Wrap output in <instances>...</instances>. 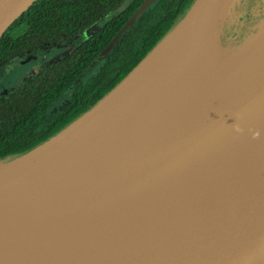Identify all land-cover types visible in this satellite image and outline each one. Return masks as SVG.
<instances>
[{
  "label": "water",
  "instance_id": "water-1",
  "mask_svg": "<svg viewBox=\"0 0 264 264\" xmlns=\"http://www.w3.org/2000/svg\"><path fill=\"white\" fill-rule=\"evenodd\" d=\"M35 1L0 0V37ZM132 1L122 0L90 32ZM237 1L194 0L93 106L31 150L0 161V264H101V256L92 252L97 245L86 244L81 252L83 234L47 231L40 222L51 221L54 213L128 202L264 128V69L245 66L264 44V22L238 65L213 76L222 47H229L221 42L222 30ZM173 36L177 42L170 45ZM212 44L219 48L213 60ZM133 154L139 157L130 161ZM98 161L108 163L92 172ZM11 199L17 201L10 204ZM163 220L167 232H154L137 246L102 243L99 248L111 254L106 264H264V151L250 165L237 168L222 190L201 205L174 217L164 214ZM80 226L85 227L83 221ZM62 239L68 245L59 247Z\"/></svg>",
  "mask_w": 264,
  "mask_h": 264
},
{
  "label": "trees",
  "instance_id": "trees-1",
  "mask_svg": "<svg viewBox=\"0 0 264 264\" xmlns=\"http://www.w3.org/2000/svg\"><path fill=\"white\" fill-rule=\"evenodd\" d=\"M120 1L36 0L0 37V69L9 63L11 57L25 50L51 48L66 41L96 23ZM193 1L162 0L156 8L158 15L145 18L139 34L130 31L122 38L120 35L121 39L118 38L107 52L108 61L102 72L77 88L71 100L50 115L45 116V112L89 70L91 63L100 59L98 56L127 23L141 0H136L93 31L68 55L0 98V161L31 150L68 125L73 117L93 106L141 61L181 19ZM230 41L238 42L237 39L221 38L223 45Z\"/></svg>",
  "mask_w": 264,
  "mask_h": 264
},
{
  "label": "bare ground",
  "instance_id": "bare-ground-1",
  "mask_svg": "<svg viewBox=\"0 0 264 264\" xmlns=\"http://www.w3.org/2000/svg\"><path fill=\"white\" fill-rule=\"evenodd\" d=\"M260 34H264V27L260 31ZM175 42H177L176 36L169 39L170 45ZM218 51V46L212 44L210 46V53L212 52L210 57L214 58L218 54ZM257 53L258 55L251 58L245 65H248L252 71L264 69V44ZM256 57L258 58L252 60ZM210 59L208 62H211ZM145 66L143 65L141 68ZM224 102L225 99L221 105ZM147 107L148 104L143 105L142 112ZM157 117H160V113L157 114ZM262 151H264V128L238 144L227 148L213 159L198 165L184 174L171 178L166 183L143 195L131 198L128 202L65 215L54 213L56 217H50L51 221H41L39 226L44 230L56 231L57 233L71 231L79 235L83 234L82 238L84 239L81 243L84 245V248L81 252L88 248L86 244L97 245L98 248H93L92 252H97L101 256L99 258L101 264H106L111 254L108 252L105 254V249L99 248L102 243L106 242V245L109 246V244L122 241L120 243H125L122 246H137L142 239L151 237L154 232H157V234L166 233L167 227L163 220L164 214L174 217L179 213H188L193 205H201L210 194H215L222 190L224 183L228 181L230 175L237 168L250 165ZM128 156H131L129 158L130 161L139 157L135 154ZM107 163L105 161L96 162L92 172L103 168ZM16 201L11 199L8 202L13 204ZM18 202L27 204L25 201ZM79 219L80 221L77 225H65L68 220L75 221ZM81 220L85 227L80 226ZM114 223L116 227H114ZM97 225L104 228L98 230ZM59 239L60 237L57 241ZM57 244H59V247L68 245L64 239ZM27 247H25L26 251ZM90 257L91 254L88 253L86 259ZM28 259L32 260L30 256H28Z\"/></svg>",
  "mask_w": 264,
  "mask_h": 264
},
{
  "label": "rangeland",
  "instance_id": "rangeland-1",
  "mask_svg": "<svg viewBox=\"0 0 264 264\" xmlns=\"http://www.w3.org/2000/svg\"><path fill=\"white\" fill-rule=\"evenodd\" d=\"M257 12L260 14V17L255 18L254 20L252 18H249V16L252 13L255 14ZM252 16L255 15L252 14ZM263 22H264V3L261 0H252V1L238 0L235 3L233 8L231 9V13L229 14L228 18H226V22L222 30V36L223 38H227V39H231L233 37L234 39H237L238 42L235 44L232 43L231 41L228 42L227 45L229 47L226 46L227 48L221 46L222 50L219 54L220 56L217 62L218 67L215 69L216 71L214 72L213 76L214 75L216 77L219 76L221 74L220 72L229 69L230 65L232 66L238 65V62L242 58H244V55L247 53V50H249V44L247 43L251 41V39L257 33ZM88 32L89 31H84L83 33L85 36H87L89 34ZM212 36L213 38H215L214 34ZM244 45H246V47H243ZM70 47H66V50L69 51ZM61 49L62 48H55L48 51L43 49H37L32 53L35 57L29 59L26 62H23L22 64L19 62L20 60L19 58L12 59L9 63L4 65L0 69V93L3 92L4 94L6 92H10L12 91L13 88L15 89L19 84L25 82L28 79L27 77H31L33 75H36L44 71L45 68H47L48 65L50 64V61L62 57L65 54V53L62 54L63 50ZM214 58H212L211 60H213ZM219 70L222 71L218 73L217 71ZM70 94L71 91H66L54 103L52 108H50L45 112V116L50 115L53 110L64 105L65 101H67ZM73 115L74 113L71 116ZM76 118L73 117V120ZM37 238H38V233H36L35 236V239Z\"/></svg>",
  "mask_w": 264,
  "mask_h": 264
},
{
  "label": "flooded vegetation",
  "instance_id": "flooded-vegetation-1",
  "mask_svg": "<svg viewBox=\"0 0 264 264\" xmlns=\"http://www.w3.org/2000/svg\"><path fill=\"white\" fill-rule=\"evenodd\" d=\"M122 1V0H121ZM120 1V2H121ZM136 0H133L123 11H125L127 8H129L134 2H135ZM146 0H141V2H140V4L135 8V10L132 12V14L130 15V17H129V19L135 14V12L139 9V7L145 2ZM252 1V0H251ZM263 3H264V0H261ZM160 2H162V0H151V1H149V3L146 5V7L142 10V12L134 19V21L131 23V25H130V27H129V30H124V32L121 34V38L123 37V36H125L127 33H129L130 31H132V33L133 34H139V32H141V29H142V26L145 24L144 22H145V18H148V19H151V17L152 16H155V15H158V11H157V6L158 5H160ZM115 8V7H114ZM113 8V9H114ZM112 9V10H113ZM111 10V11H112ZM122 11V12H123ZM110 12V11H109ZM108 12V13H109ZM122 12H120V13H122ZM107 13V14H108ZM119 13V14H120ZM106 14V15H107ZM118 14V15H119ZM252 14L253 15H255V16H252ZM250 16H249V18H252L253 20L255 19V18H258V17H260V14L257 12V13H252ZM105 15V16H106ZM117 15V16H118ZM104 17V16H103ZM102 17V18H103ZM116 17V16H115ZM158 17V16H157ZM114 18V17H113ZM112 18V19H113ZM101 19V18H100ZM99 19V20H100ZM111 19V20H112ZM129 19H128V21H129ZM98 20V21H99ZM110 20V21H111ZM97 21V22H98ZM127 21V22H128ZM96 22V23H97ZM109 22V21H108ZM178 22V21H177ZM176 22V23H177ZM96 23H94L93 25H91L90 27H88V28H86V29H84L83 31H80V32H78V33H76V34H74L73 36H71V37H69L66 41H62V42H59L58 44H56L54 47H51V48H48V46H46V47H44V48H39V47H36V48H31V49H28V50H25V51H23V52H21V53H19V54H17V55H14L13 57H11L10 59H9V62L12 60V59H17V58H19L20 60H19V62L22 64L23 62H26V61H28L29 59H31V58H34L35 56L32 54L35 50H37V49H43V50H52V49H55V48H62L61 50H63V52H62V54L63 53H65L62 57H59V58H56L55 60H52V61H50V64L48 65V67L52 64V63H54V62H56L57 60H59V59H61V58H63L64 56H66V55H68L72 50H74L76 47H78L79 45H80V43H83V42H85L86 40H87V38H89L90 37V35L93 33V31L92 32H90V28L92 27V26H94ZM175 23V24H176ZM137 28L139 29V31L137 32ZM84 31H89L88 33V35L87 36H85L84 35ZM119 32V31H118ZM137 32V33H136ZM121 38H119V39H121ZM232 39H234L233 37L230 39V40H232ZM74 42V43H73ZM65 46V47H64ZM70 46H72V47H70ZM66 47H70L69 48V51H67L66 50ZM111 51V50H110ZM110 51H108V53L110 52ZM108 53L106 54V55H104L103 57H101L100 59H98V60H96L95 62H93V63H91V65H90V68H89V70L88 71H86L84 74H83V76L80 78V79H78L72 86H71V88H69L67 91H71V94H70V96H69V98L67 99V101H65V103H67V102H69L70 100H71V98L75 95V90L77 89V88H80L81 86H82V84H85L86 82H88L90 79H92V78H94L96 75H98L100 72H102V70L105 68V65L107 64V61H108V59H107V57H108ZM27 60H26V59ZM32 72H35V71H32ZM30 74H32V73H30ZM39 74V73H38ZM38 74H36V75H33V76H31V77H27L28 79L27 80H30V79H32V78H34V77H36ZM23 76V75H22ZM29 76V75H28ZM84 79V80H83ZM26 80V81H27ZM83 80V81H82ZM20 85V84H19ZM18 85V86H19ZM17 86V87H18ZM16 87V88H17ZM16 88L14 89H12V91H14V90H16ZM12 91H10V92H6V93H4L3 94V92L2 93H0V98H2V97H4V96H7L8 94H10ZM66 92V91H65ZM64 92V93H65ZM63 93V94H64ZM62 94V95H63ZM60 108V107H59ZM88 110V109H87Z\"/></svg>",
  "mask_w": 264,
  "mask_h": 264
}]
</instances>
